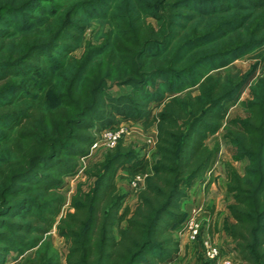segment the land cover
Wrapping results in <instances>:
<instances>
[{
	"label": "trees",
	"instance_id": "obj_1",
	"mask_svg": "<svg viewBox=\"0 0 264 264\" xmlns=\"http://www.w3.org/2000/svg\"><path fill=\"white\" fill-rule=\"evenodd\" d=\"M116 1L0 0V264L32 253L25 264H58L53 230L67 243L66 264L172 262L182 203L213 172L220 147L206 141L220 131L233 161L247 162L242 175L226 174L223 231L235 264H264V0H160L150 15L135 0L110 17ZM177 7L235 15L174 48L177 37L160 10ZM88 10L109 14L113 43L79 61L72 53ZM222 26L199 53L198 70L180 66L181 50L203 47ZM255 51L263 74L249 100L238 102L243 82L209 72ZM112 85L128 92L114 95ZM231 103L243 117L226 119ZM131 121L155 129L153 163L118 143L87 174V191L78 185L67 204L65 178L78 175L102 131ZM120 171L144 179L133 209L118 191Z\"/></svg>",
	"mask_w": 264,
	"mask_h": 264
},
{
	"label": "rangeland",
	"instance_id": "obj_2",
	"mask_svg": "<svg viewBox=\"0 0 264 264\" xmlns=\"http://www.w3.org/2000/svg\"><path fill=\"white\" fill-rule=\"evenodd\" d=\"M73 1L79 0H71V2ZM133 1L135 0H117L113 5V11L110 13V17L123 14L126 9L129 8V6L133 5ZM159 1L160 0H139V3L141 5L143 4L145 9L149 8L147 9L148 11L145 10L144 12H147L146 14L150 15L153 11L157 12V9L155 8L151 11L150 6H157ZM160 12L164 13V26L166 27L167 23L169 24L170 22L172 27H168V29L173 28V36L177 37L173 45L174 48L179 46L181 43L187 42L190 38L193 37V35L196 36L197 33H206V35H209L208 33L211 29L217 27V25H219L221 22L231 19L233 15H235V12H230V14L228 15L224 14L213 17H204L198 15L194 11V9H192V11H187L179 9L178 7L175 9L172 8V10L170 11L167 9H162L160 10ZM108 16L109 14H107L106 11L102 13L101 10H88L83 14L82 39L81 42L77 45L75 51L72 53V56L75 59L80 61L83 59L84 55L90 52V50H93L94 48L104 50L113 43V29L109 23L108 19L110 17ZM226 16L230 18L225 19ZM146 22L152 27L157 28V23L154 18L150 16L146 17ZM224 27L225 26L219 28L221 30L217 31L216 33L212 34L210 32L211 37L206 41L205 44H203V47L194 49L192 52H187L185 49L181 50L178 59L183 63H181L180 66H184V68H188V70L192 71L198 70L199 67H201L200 60L205 58H198L203 55L199 53L204 48H209L211 46V44L208 46L210 42H215L214 40H216L217 37L223 32ZM259 52H249L244 56L238 57L237 59L230 60V62L226 63V66L214 69L210 71L209 74L220 76L222 78H229L233 81L240 80L241 82H243L242 92L238 102L247 101L250 98L251 84L258 78L262 77L263 74L257 67ZM193 88V90L192 88L189 89L191 91H194L195 87ZM110 92L114 95L126 94L128 92V88L112 85L110 86ZM183 94L184 92L179 95ZM169 95L170 94H167V96ZM151 106H154V104H151ZM243 116L244 112L239 103H231L228 105L226 116L227 120L239 117L241 118ZM152 129L153 128L149 129L148 131H144L141 124L136 121H131L128 123H118L116 132H118L119 138L117 142H115V145L113 147H110L109 142L105 138H102L99 147L93 150L83 161L80 160V169L78 175L75 178H65L63 194L65 196L66 203H69L70 197L74 193L78 185H80L82 191H87L88 186H90L93 182V180L87 179V174L91 172V169L94 165L101 163L105 154L108 151L113 150L118 143H121L124 146H131L136 153L147 155L150 164H152L155 158L153 150L154 134ZM223 136L224 131H220L216 135L207 139L206 144L209 147H214L216 144H218L220 147L217 162L214 166L213 172L209 174L203 182L195 184L194 187L190 190V192H192H189L188 198L192 202V209L187 210V208L182 206V210L186 213L185 221L190 216L191 212L195 210L197 215L199 234L196 239H192L190 238L187 231H183L184 228H179L181 227V225H184L185 221L179 227H177L174 230V237L180 242V253L172 262L168 264H223L222 262L225 260H229L231 261V264H235L233 263L232 259L228 257L226 252L224 253L223 251V254L221 253L222 248L216 244L217 242L214 243V241H212V238L208 234V230L213 228V224L216 227L221 218H217L216 220H214V218L212 219L211 217H209L210 219L205 218L207 209L206 204L208 203L207 193L209 191L210 184L213 182L217 183L216 187L218 191H214L215 197L213 194L212 195L218 201L217 210H219L220 213L221 209L226 208L225 205L227 203V198L225 197L224 191L220 190L223 188V183L226 180V174L230 171H234L238 174L241 173L240 175H242L247 164L246 161H233L232 156L234 154V149L229 144H227ZM149 170H151V166ZM117 182L118 191L121 195L124 196L125 206H129L131 209H133L135 206L137 195L143 187L144 179L140 177V179L135 182V186H133L134 179H130L127 176L125 178H121V176H119ZM208 211L210 213V210ZM50 237L52 240L53 248L59 258L58 264H66L67 243L56 235L55 230L51 232ZM207 239H209L212 242L213 246L218 248L219 250V256L218 258H216V260L212 261L208 259L206 255V251L204 246L202 245V242ZM198 242H200L201 244H199ZM33 258V253L26 254L24 257H20L18 261L15 262L12 261L13 256L10 255L7 260V264H25L26 260H32Z\"/></svg>",
	"mask_w": 264,
	"mask_h": 264
},
{
	"label": "crops",
	"instance_id": "obj_3",
	"mask_svg": "<svg viewBox=\"0 0 264 264\" xmlns=\"http://www.w3.org/2000/svg\"><path fill=\"white\" fill-rule=\"evenodd\" d=\"M153 134H154V143H155V129L153 128ZM154 150V149H153ZM150 169V168H149ZM148 169V173H151V170ZM241 174V173H239ZM119 176H121V178H125L127 176V174L123 171H120L118 172L117 174V177H116V185H117V188H118V178ZM128 177V176H127ZM216 184L215 182L211 183L210 184V188H209V191L207 193V209H206V213H205V218H209L211 217L212 219L214 218V220H216L217 218H221L220 221L218 222L217 226L215 227V225L213 224V228H211L210 230H208V234L210 235V237L212 238V241H214V243H216L217 245H219L222 250L224 251V253L226 252L228 257L232 259L233 263L236 261V255L234 253H231L230 252V241L229 239L227 238V236L225 235L224 231H223V220L227 218L228 216V212H227V209L226 208H223L220 210V213H219V210L218 209V201L216 200L215 197V190H217V187H216ZM225 184H226V180L224 181L223 183V188L220 189V190H223L224 191V194H225V197L227 198V204L231 203V197L230 195H228L226 193V187H225ZM192 192V191H191ZM190 192V193H191ZM214 192V193H213ZM214 197H213V195ZM137 203V198H136V201H135V205ZM225 205V207H226ZM183 207L187 208V210L189 209H192V202L189 198H187L183 204H182ZM135 207V206H134ZM214 209V211H213ZM210 210V213L209 211ZM211 210H212V213H211ZM211 215V216H210ZM210 219V218H209Z\"/></svg>",
	"mask_w": 264,
	"mask_h": 264
},
{
	"label": "built area",
	"instance_id": "obj_4",
	"mask_svg": "<svg viewBox=\"0 0 264 264\" xmlns=\"http://www.w3.org/2000/svg\"><path fill=\"white\" fill-rule=\"evenodd\" d=\"M102 138H105L109 142V146L113 147L115 145V142H117V140L119 138V134H118V132H116V130L107 129V130L102 131L100 136L98 137L97 141L92 145V147L90 149V153L99 147ZM84 159L85 158L81 159V161H83ZM138 179H140V177H136L134 179L133 186H135V182ZM179 228H182V229L184 228L183 231H187L190 238H192V239L197 238V236L199 234V227H198V223H197V215H196L195 210H193V212H191L190 216L187 218L184 225H181V227H179ZM202 245L205 248L206 255H207L208 259L213 261V260H216V258H218L219 250H218V248L213 246L212 242L209 239L202 242ZM222 263L223 264H231V261L225 260Z\"/></svg>",
	"mask_w": 264,
	"mask_h": 264
}]
</instances>
